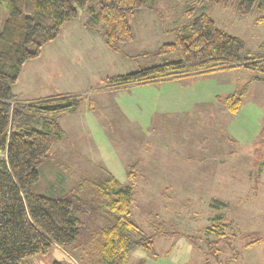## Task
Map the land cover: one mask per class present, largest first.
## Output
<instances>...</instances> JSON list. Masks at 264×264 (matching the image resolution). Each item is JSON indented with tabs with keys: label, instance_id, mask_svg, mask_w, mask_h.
<instances>
[{
	"label": "rangeland",
	"instance_id": "374dc122",
	"mask_svg": "<svg viewBox=\"0 0 264 264\" xmlns=\"http://www.w3.org/2000/svg\"><path fill=\"white\" fill-rule=\"evenodd\" d=\"M190 1L152 0V11L135 13L133 40L118 52L106 48L99 28L85 26L87 9L80 10L39 58L25 64L12 87L17 98L77 94L84 99L80 111L58 120L66 137L39 167L34 189L59 197L82 175L97 177L100 168L130 186L127 166L136 163L130 219L152 237L154 255L135 251L126 264H264V243L245 246L243 240L251 233L264 236V83L248 84L235 115L221 100L254 75L244 69L130 88L99 85L105 77L175 61L177 55L142 54L172 42L171 31L191 19L184 16ZM195 12L241 39L248 52L264 42V23L256 24L253 15H237L231 5L205 2ZM8 14L1 4L0 29ZM219 219L229 223L227 240L209 246L218 237L205 229ZM160 223L169 235L155 233ZM53 263L103 264L96 250L83 256V248L53 247L47 255L25 260Z\"/></svg>",
	"mask_w": 264,
	"mask_h": 264
},
{
	"label": "trees",
	"instance_id": "16d2710c",
	"mask_svg": "<svg viewBox=\"0 0 264 264\" xmlns=\"http://www.w3.org/2000/svg\"><path fill=\"white\" fill-rule=\"evenodd\" d=\"M152 0H0L8 17L0 29V264H25L33 256L47 255L53 247L82 250L100 255L103 264H126L135 251L154 255L152 237L130 219L135 203L136 163L127 166L130 186L122 185L100 168L97 177L82 175L67 194L46 197L35 192L39 167L66 134L58 120L75 114L84 101L80 95L59 94L35 101L17 99L12 87L23 66L40 57L42 48L56 40L63 25L87 9L85 26L99 34L112 52L133 40L131 23L136 12L152 11ZM205 2L231 5L237 15L255 16L264 23V0H191L184 16L190 21L171 31L173 40L145 57L177 55L169 61L134 72L105 77L103 88H130L158 84L192 75L244 69L254 75L240 89L221 100L235 115L242 107L248 84L264 83V42L253 52L244 42L221 31L206 14L194 16ZM96 4L97 9L91 7ZM194 16V17H193ZM261 138L264 139V125ZM229 223L223 219L208 226L217 240L226 242ZM155 233L167 236L165 224ZM251 246L264 243L259 233L243 237ZM87 250L86 252H84ZM58 264V263H53ZM142 264V263H140Z\"/></svg>",
	"mask_w": 264,
	"mask_h": 264
},
{
	"label": "crops",
	"instance_id": "0c3cea01",
	"mask_svg": "<svg viewBox=\"0 0 264 264\" xmlns=\"http://www.w3.org/2000/svg\"><path fill=\"white\" fill-rule=\"evenodd\" d=\"M24 67H25V65L23 66V68H22V70H21V73H20V75H19V79H18V81H17V83L20 81V78H21V75H22V73H23V71H24ZM17 83L15 84V85H17ZM14 85V86H15ZM24 91H22L21 90V93L20 94H22ZM14 94V93H13ZM19 97L17 98L18 100H20V101H23V102H27V101H35V100H38V98H28V97H23L22 95L20 96V95H18ZM17 97V96H16ZM39 99H41V98H39Z\"/></svg>",
	"mask_w": 264,
	"mask_h": 264
}]
</instances>
